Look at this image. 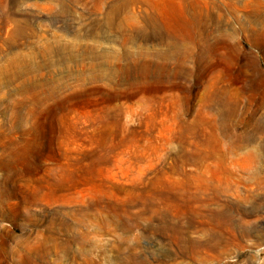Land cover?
Here are the masks:
<instances>
[{
    "label": "rangeland",
    "instance_id": "1",
    "mask_svg": "<svg viewBox=\"0 0 264 264\" xmlns=\"http://www.w3.org/2000/svg\"><path fill=\"white\" fill-rule=\"evenodd\" d=\"M0 264H264V0H0Z\"/></svg>",
    "mask_w": 264,
    "mask_h": 264
}]
</instances>
